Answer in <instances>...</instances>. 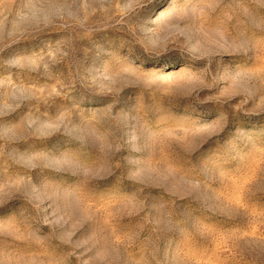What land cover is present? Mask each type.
<instances>
[{
  "label": "rangeland",
  "instance_id": "374dc122",
  "mask_svg": "<svg viewBox=\"0 0 264 264\" xmlns=\"http://www.w3.org/2000/svg\"><path fill=\"white\" fill-rule=\"evenodd\" d=\"M0 264H264V0H0Z\"/></svg>",
  "mask_w": 264,
  "mask_h": 264
}]
</instances>
